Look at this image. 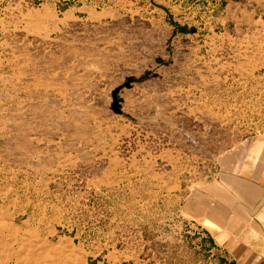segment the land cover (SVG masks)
<instances>
[{"label":"rangeland","instance_id":"obj_1","mask_svg":"<svg viewBox=\"0 0 264 264\" xmlns=\"http://www.w3.org/2000/svg\"><path fill=\"white\" fill-rule=\"evenodd\" d=\"M39 2L0 0V264H228L180 206L264 133V0Z\"/></svg>","mask_w":264,"mask_h":264},{"label":"crops","instance_id":"obj_2","mask_svg":"<svg viewBox=\"0 0 264 264\" xmlns=\"http://www.w3.org/2000/svg\"><path fill=\"white\" fill-rule=\"evenodd\" d=\"M180 209L185 219L212 238L226 259L234 264H264V133L225 151L214 175L191 189Z\"/></svg>","mask_w":264,"mask_h":264},{"label":"trees","instance_id":"obj_3","mask_svg":"<svg viewBox=\"0 0 264 264\" xmlns=\"http://www.w3.org/2000/svg\"><path fill=\"white\" fill-rule=\"evenodd\" d=\"M209 237H210V236H209ZM210 242H211L212 244H214V243H213V240H212L211 237H210ZM228 264H234V262L230 261Z\"/></svg>","mask_w":264,"mask_h":264}]
</instances>
